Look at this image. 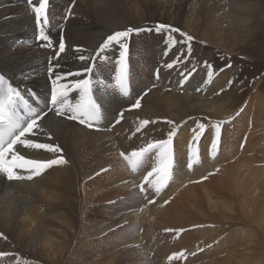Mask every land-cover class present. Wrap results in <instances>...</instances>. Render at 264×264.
<instances>
[{
    "label": "bare ground",
    "instance_id": "bare-ground-1",
    "mask_svg": "<svg viewBox=\"0 0 264 264\" xmlns=\"http://www.w3.org/2000/svg\"><path fill=\"white\" fill-rule=\"evenodd\" d=\"M1 1L0 76L41 116L34 131L21 139L62 149L50 152L17 143L13 152L36 161L62 157L67 163L31 180H8L0 173V264H174L170 254L188 246L202 254L185 264H264L263 95L257 88L232 112L236 88L231 72L212 70L200 49L189 47L181 35H149L147 22L158 21L143 14L147 10L161 23L225 49L229 42L235 47L252 38L264 0H147V5L117 0L114 6L112 0H49L44 30L52 47L37 39L31 9L39 0L31 5L28 0ZM80 11L92 20L80 22ZM128 28L135 41L125 57L130 87L125 96L115 80L119 47L113 44L101 58L96 55L108 36ZM169 36L175 43H169ZM61 40L64 53L58 50ZM89 67L92 71L84 73ZM63 73L72 75L62 76L58 84L91 80L101 105L98 124L89 127L68 119V112L57 114L59 105L50 103L51 81ZM135 97L139 108L132 107ZM68 99L75 104L78 90ZM229 118L235 122L228 127ZM172 130L170 179L157 194L147 182L160 179L150 177L159 164L158 151L145 153L135 171L124 157L167 140ZM12 160V153H6L5 162ZM161 225L173 236L158 233Z\"/></svg>",
    "mask_w": 264,
    "mask_h": 264
},
{
    "label": "snow or ice",
    "instance_id": "snow-or-ice-1",
    "mask_svg": "<svg viewBox=\"0 0 264 264\" xmlns=\"http://www.w3.org/2000/svg\"><path fill=\"white\" fill-rule=\"evenodd\" d=\"M28 3L31 5L32 0H28ZM49 6V0H39L38 6H33V12L36 16V22L39 25V33L37 39L39 41L48 42L47 46L52 47V43L49 35L45 34L44 25L49 23L47 9ZM41 21L43 22L41 24ZM151 31V29H148ZM132 28H128L126 31L116 32L114 35L107 37L105 43L100 48V53H104L107 49L112 47L113 44L117 45L120 49L118 65L119 70L116 73L115 80L117 85L120 88V91L127 96L128 95V85L126 83V69L127 65L125 63V57L128 50L127 39L133 33ZM137 32L142 31L141 29L135 30ZM157 34L161 32H174L179 31L177 29H172L166 25H158L155 29ZM189 41L192 40V37L187 38ZM123 41V42H122ZM169 43H175L171 36H169ZM59 53L65 52V43L63 40L59 43L58 47ZM55 59V57H53ZM80 60L85 59L84 56L79 57ZM107 59V57H104ZM169 68L173 67L172 64L167 65ZM51 72L52 69H49ZM84 73H90L92 68H85ZM71 73H63L62 75L55 76L51 81L53 87L51 91L50 103L55 106L59 105L57 109L58 115H65V112L70 113L68 119L75 120L80 124H87L91 127L93 121H99L101 119V105L98 103L97 98L93 94L92 82L90 79H76L75 82L71 85L67 83L58 84L62 79V76H70ZM78 75V74H77ZM211 76V72L208 74ZM158 78V73H157ZM4 77L0 76V173L6 174L8 180H23L33 179L34 176H38L42 173L43 170L50 168L54 165L66 164L67 161L64 158L52 159L48 161H36L27 159L23 156L17 155L13 152V146L17 143L25 145L31 149L37 150H46L50 152H62L58 146L33 143L28 139H21L25 137L27 133H32L34 128L37 125V121L41 119L40 115L36 114V110L30 108L28 102L24 99L19 91L15 87H3ZM75 89L78 90L79 100L73 104L69 101L68 97L70 92ZM19 103H23L25 110L30 117L27 122L24 121V117H21L18 113L17 106ZM132 107H140V99H136ZM46 115V113H44ZM118 122V121H117ZM143 124H148L147 120L142 121ZM169 123H171L169 121ZM204 124H199V128L204 130ZM220 126H216V137L217 140L220 137ZM175 135V130L169 131L167 134L168 139L165 141H157L155 143L148 144L147 147L141 148L140 151H133L131 156H125L124 159L128 160L131 164L132 169L135 171L139 164L141 163V158L145 153L150 152L155 149L158 151V160L159 164L157 167H154L150 173V177L159 176L160 179L152 180L150 179L147 184L159 194L163 188L166 186L168 179H170V169L172 167V155L169 156L168 153V144L172 143L173 136ZM7 138V139H6ZM215 146L217 149V144L213 143L211 148ZM12 153L13 160L11 164L5 162V154ZM20 168L23 170L30 171L31 174L28 176H22L16 174L14 169ZM163 174V175H161ZM140 192L146 194V190L143 185H140Z\"/></svg>",
    "mask_w": 264,
    "mask_h": 264
},
{
    "label": "rangeland",
    "instance_id": "rangeland-1",
    "mask_svg": "<svg viewBox=\"0 0 264 264\" xmlns=\"http://www.w3.org/2000/svg\"><path fill=\"white\" fill-rule=\"evenodd\" d=\"M100 1H101V3L103 2V0H100ZM136 2H138L139 4H146V5L148 4L147 0H138ZM4 3H5V1L0 2V4L2 5L0 7V11H2L4 9L3 8V6L5 5ZM118 4H120V2H117V0H112L111 6L118 5ZM24 5L27 7V4H24ZM35 6H38V4H36ZM143 14L146 18H148L150 20L158 21V22H153V23L147 22L149 27H147L145 29L146 30L145 32L148 31L147 33L149 35L151 33L152 34L156 33L155 29L157 28L158 25H160V24L166 25V26L169 25L168 23H165V24L161 23V21H160L161 17L160 16H158V17L153 16L147 10L144 11ZM71 17H72V15H71ZM162 17L164 20L168 19V18L166 19V17H164V16H162ZM35 18H36V16H35ZM66 19H68V16ZM91 20H92L91 17L87 16L86 14H83L80 11V19H79L80 22H86L84 24H87ZM259 20H260V24H258L257 26H255L256 25L255 24L253 26V29H252L253 36L251 39H248L245 42H239L238 45H236L235 47H233L231 45V43L229 42V43H227L228 48H225V49H222L221 47L217 46L216 44L211 43L210 41L206 42L204 40H201L199 36L193 35L191 32H187V31L181 32V31H184V29L183 28L181 29V27L177 28V30H179V31L170 32V33H175V34L183 36V38H184L183 41L186 44H188V46L191 47L192 49H196V50L200 49L199 53L203 57L206 58L207 64H209L208 66L210 68H212V70H215V72L219 71L221 74L224 72H228V71L231 72L230 74L232 75V78H233L231 83L235 84V88H236L235 93L232 94L233 99L235 101L234 110L232 112H235L236 109L243 106V104L246 103L245 101H247L249 99V97L256 92L257 88H258L259 93L261 95H263V98H264V9L262 10V15L260 16ZM38 27H39V25H38ZM170 28H172V27L170 26ZM148 29H151V31H149ZM172 29H174V28H172ZM192 30H194V29H192ZM166 32H168V31L161 32V33L165 34ZM139 33H141V32H139ZM189 36L192 37L191 41H189L187 39ZM133 40H134V32L128 37L127 44L132 43ZM103 54H105V53H100V51H98L96 57L101 58L103 56ZM117 57L119 58V56H117ZM158 88L159 87L156 86L155 88H151V89H158ZM232 95H231V97H232ZM135 99H137V97H135ZM230 120H231V118L228 119V122L226 121L227 123H229L228 127L230 124L232 125V122H235V121H233L234 120L233 118H232V122ZM241 149L242 148H240V150ZM148 153L149 152H147L146 154H148ZM198 160H199V156H198ZM109 203H112V202H109ZM97 206L95 207V209L99 208V204ZM163 226H165V225L159 226V229L157 232L160 233L161 235H165V232H167L168 234L173 236L172 233H174V232L171 231V233H170L168 230L163 229ZM173 231H175V230H173ZM150 232L151 233L156 232V230H154V227H153V229H150ZM177 232L178 231H175V234ZM156 233H154V236ZM177 235H179V234L177 233ZM192 247L193 246H191V247L188 246V248H186V247L183 248L185 251H183L182 253L180 252V253L170 254V259H172L174 261V264H177V263H175L177 261L180 262L181 264H185L186 260L191 261L192 259L195 262H197L198 256L200 254H202V252L198 248H197L198 251L197 250L194 251L195 248L193 247V249H192ZM178 248H179V246L174 247L173 250L178 251L180 249V248L179 249ZM211 248L214 249L215 247L214 248L211 247ZM188 249H189L190 253L191 252H194V253H191V254L187 253ZM173 250L171 251V253L174 252ZM184 252L187 253L188 256ZM198 252H201V253L197 254ZM181 254H182V257H180ZM190 255L192 256V258ZM194 257L197 259L195 260ZM181 258H183V259H181ZM191 262H193V261H191ZM166 264H170V263H166Z\"/></svg>",
    "mask_w": 264,
    "mask_h": 264
}]
</instances>
